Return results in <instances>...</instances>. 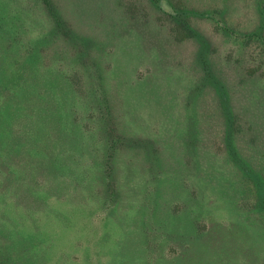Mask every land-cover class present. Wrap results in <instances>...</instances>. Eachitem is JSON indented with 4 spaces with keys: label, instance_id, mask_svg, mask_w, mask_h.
Wrapping results in <instances>:
<instances>
[{
    "label": "rangeland",
    "instance_id": "obj_1",
    "mask_svg": "<svg viewBox=\"0 0 264 264\" xmlns=\"http://www.w3.org/2000/svg\"><path fill=\"white\" fill-rule=\"evenodd\" d=\"M132 1L0 0V93L3 85L15 84L18 70L30 71V83L59 106L65 121L56 129L65 144L33 142L14 155L16 176L23 181L11 193L25 198L12 204L11 224L24 235L20 243L29 247V262L112 264L119 258L125 264H264V0H175L192 12L188 16L195 32L178 39L169 33L175 24L152 0H141L134 15L127 11L133 10L128 7ZM58 19L64 26L59 32ZM216 28L249 34L250 43ZM245 66L254 74L248 75ZM56 68L64 76L84 75L87 94L74 85V92H60ZM97 69L118 133L128 141H149L116 151L110 178L100 91L93 89L99 82ZM202 87L199 93L196 89ZM17 99L13 104L20 107L22 100ZM12 110L17 120L29 122L30 132H37V121ZM55 120L61 124L59 114ZM70 121L76 127L73 133L65 129ZM181 143L184 153L175 164L187 177L188 192L197 190L198 200L191 205L209 227L201 235L188 227L192 239L181 237L169 222L159 225L151 215V194L162 176L176 170L164 158L174 160L172 148ZM153 149H158L157 158ZM199 152L206 162L198 159ZM54 154L59 177L49 186L54 162L48 155ZM211 163L220 173L216 182L199 173ZM36 177L43 180L34 193L44 198L41 205L26 198ZM110 180L116 184L113 194ZM211 183L222 191H213ZM188 192L179 190L173 202L187 203ZM7 224V213L0 211V227Z\"/></svg>",
    "mask_w": 264,
    "mask_h": 264
},
{
    "label": "trees",
    "instance_id": "obj_2",
    "mask_svg": "<svg viewBox=\"0 0 264 264\" xmlns=\"http://www.w3.org/2000/svg\"><path fill=\"white\" fill-rule=\"evenodd\" d=\"M140 1L141 0H135V2L132 1L130 5H128V7L133 6L132 7L133 10L127 9V11L131 13L132 15H134V13H136V10L139 7V3H141ZM152 1H153V4L156 5L155 7L158 9V11L160 10V12L166 16V19L169 22L171 21L173 24H175V26H173V30L171 29V32H169L170 34L171 33L175 34L176 38L178 35L180 36L183 35V33L188 38L194 37L195 32L193 30L191 22L189 21V16H188L192 14V12L189 10V8L186 7V5L182 1L177 2L174 0L173 1L174 3H170L168 1L171 5L166 2L167 0L166 1L152 0ZM142 3L144 4V1ZM161 18L163 17L160 16V18L155 19V22L159 23L158 20H161ZM61 27L62 29H64L62 22L58 19L56 22L55 30L59 32ZM216 29L218 32H221V31L227 32V34H230V35H232V33L234 32V30L231 31L226 28L225 29L216 28ZM67 34L68 32H64L65 36ZM233 34H238L239 37H243L244 39H247L246 45L250 43L251 39L249 38L250 37L249 34H245L243 32H238V33H233ZM176 38H174V40L178 42L177 40L178 38L177 39ZM246 67L247 66H245L244 71H246L248 75H251V74L253 75L254 71L252 70L248 71V68ZM203 70L205 71L206 74L208 73L207 68L205 66ZM257 70L259 71V67H257ZM0 71H1V67H0ZM18 71H19V76L17 75L14 77L16 79V81H14L15 84H13L12 86L3 85L2 86L3 89L1 90V93H0L1 95H4V98H3L4 100H0V178L2 181V184H1L2 187L0 188V211L7 213L8 221H9V224H7V227H0V264H3V263L32 264V262H29L30 260H32V254H29L30 253L29 247L23 248L22 247L23 244L20 243L23 241L24 235L18 232L19 228L17 227V225L11 224L12 212L13 213L15 212L12 204L13 203L18 204L21 199L25 198L24 194L22 193H19L16 196H13V194L11 193V188H13V185L19 183L20 181H23L21 179H18L16 176L17 168L15 165L18 164L15 162L16 160H14L16 149L18 148L21 149L24 144H26L24 146L25 148H30L31 147L30 145H32L33 142L40 143L41 141H43V143L47 145H53L56 142L54 140L61 141L60 145L64 143L61 135L56 134V129L59 130L60 125L63 126L64 124L63 122H65L63 118L61 119V113H60L59 106L57 107V105H55L56 103L49 101L50 97L44 95V91L42 88L41 90L36 85L30 83V78L32 77L31 75H29L30 71H25V72H20V70ZM55 71L57 72L55 73L54 76L56 79H58L60 83V86H59L60 92H63V88H68L69 92L72 90L71 91L72 93L74 91L73 89H71V85H74L75 89L79 93L87 94L89 90V85H88L87 78H85L84 75L79 76L82 74H79V75L76 74L73 76L72 75L64 76L60 72L61 70L56 68ZM96 74H97L96 79L99 80V82H98V85L94 86L93 89H95L96 91H100V100L98 102V107L100 109L101 116H102L100 118L102 122H104L107 128L105 130H106L108 140H107L106 156L104 157V159L105 161H107V163L105 164L107 177L110 178L113 172L110 159L114 156L116 151H118L120 148L124 149L127 146L136 145V143H138V145L139 143L148 144L149 141L139 140L138 142V141H135L134 138H130V140L128 141V138H125L122 134L118 133V131L120 130H118L115 118L112 114L111 106H110L111 103L107 99V96H105L106 94L105 95L103 94L105 93L104 92L105 89L103 88L104 86L101 84L100 80L102 79V76L99 73L98 69L96 71ZM7 75L9 74L7 73ZM61 75L63 76L62 78H61ZM50 78H52L51 74H49L48 79ZM23 86H25L26 88H23ZM97 88H99V90ZM203 88L204 87L197 88L196 90H198L199 93H201V89ZM155 90H156L155 93H157V95L163 98V94H160L158 92V89H155ZM147 91H152V90H147ZM17 98L22 100L23 104H21L20 107H18V105L13 104L15 101L18 100ZM199 98H201V96ZM45 102H48L47 105H43ZM12 109H15L17 112H19L22 118H29V121L30 120H34L35 122L37 121L38 127L35 126L37 132H30L29 129H31V125L29 124V122L17 120L13 116ZM75 112L76 110L74 109L73 113ZM58 114H59V119L61 120V124L59 122L57 123V121L55 120V116H57ZM68 116H70V114ZM43 124L45 126H43ZM38 128H42L44 129V131L48 132V136L42 137L41 130H38ZM65 129L67 132L73 133L72 130H76V127H75V124L70 121L68 128H66L65 126ZM233 132L239 134L236 127L234 128ZM228 133H231V132H228ZM63 134H66V133L63 132ZM69 140H71V137L68 138V141ZM186 145L187 144L185 143V146ZM188 145H190V142H188ZM182 146H184L183 143H181V145H178L176 148L175 147L172 148V152L174 153V156H175L174 160H171V159L167 160L166 158H164V160L167 163L171 164L170 165L171 168L169 169L175 168L176 170H175V174H173L172 172H168V174H166L164 177L162 176L160 178L161 182L159 180V184L156 186L155 190L151 194L152 200H153V204L151 206V215H152V218L156 220L159 225L160 223L163 225H167V223L169 222L172 224V226L177 227L178 229L177 234H179L181 237H185L186 239H192L194 236L187 233L188 227L192 226L194 229V233H196V235L197 234L201 235L205 231H208L209 227H206V225L203 224L204 221L195 215V212H194L195 208H193V206L191 205V201L195 202L196 200H198L196 199L198 197L197 190L191 189L188 192V187H187L188 183H186V180H185L187 179V177L181 176L180 172H178L177 170L178 165H176L175 162L178 160V158L176 156H180V154L184 153V150L180 149V147ZM194 146H195L194 147L195 149H199V150L201 149V147L196 145V143ZM157 154H158V149H153L152 155L157 158ZM200 154H201V158H200ZM7 155L8 156L11 155V157L6 158ZM162 155H163V152L161 155H158V156L160 157ZM48 157L50 158L48 159L49 162L50 161L54 162L53 168L50 171V173L53 175V178L49 180V186H52V183L55 182L57 178L59 177V176L57 177L56 173L58 171L57 169H58V165H60V162L58 161V158L56 157L55 154L52 155L53 158L51 157V155H48ZM260 157H264V155ZM180 159L183 161V164H186V163L188 164L189 162L187 158H183L182 156L180 157ZM198 159L199 160L201 159L206 162L207 157H205L204 154L199 152ZM230 159H231L230 163H233L234 160L232 158ZM253 160H255V158ZM235 164L241 168V170L247 177L248 176L252 177L250 170L248 168L246 167L243 168L238 162H235ZM236 165L234 166L237 169H239ZM199 173L203 179H206V178L209 179V182H212L211 180H213V182H216L218 180V176L220 175L216 166L212 165V163L210 164L209 169L205 170V167H202V171ZM4 177L5 179L2 180V178ZM41 181L43 180L40 177H36L34 179L33 183L36 185V187L32 189L31 193H29L28 188H27L28 194L26 198H28L31 202H34V204H37V205H41L45 201L43 197L39 196V194H37L36 196L34 195L36 191L37 192L39 191L38 184L40 185L42 183ZM107 185L109 186V191L111 192V194H113L116 188L115 182L110 180ZM208 185L210 186L213 185L212 186L213 191H222V188L218 184L211 183ZM176 187H178L177 190H176ZM179 190L181 191L184 190L185 192L187 191L189 193L188 196L185 195L186 200H188L187 203L173 202L175 199L174 197L178 195ZM9 193L12 196H10ZM147 196H149V194H147ZM10 203H11L12 209L9 208ZM141 206L143 205L141 204ZM236 208H238V204L236 205ZM251 209H254V208H251ZM247 210H249V208ZM29 219L31 220L30 223L34 221L32 216H30ZM146 223L147 222L145 220H142L141 222L142 225H145ZM152 223L155 224V221L148 222L149 225H151ZM37 229L39 228H36V230ZM185 238H183L182 241H185L184 240ZM13 247L14 249H11ZM172 249L173 248H171V250ZM118 256H119V253L117 257ZM112 264H125V260L120 261L119 258H115Z\"/></svg>",
    "mask_w": 264,
    "mask_h": 264
}]
</instances>
